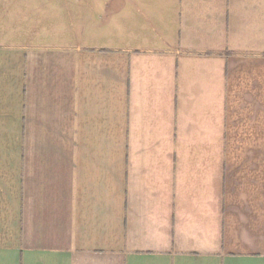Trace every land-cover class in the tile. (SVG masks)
Here are the masks:
<instances>
[{
    "label": "crops",
    "instance_id": "1",
    "mask_svg": "<svg viewBox=\"0 0 264 264\" xmlns=\"http://www.w3.org/2000/svg\"><path fill=\"white\" fill-rule=\"evenodd\" d=\"M0 264H264V0H0Z\"/></svg>",
    "mask_w": 264,
    "mask_h": 264
}]
</instances>
